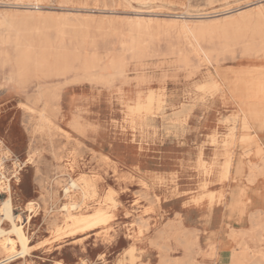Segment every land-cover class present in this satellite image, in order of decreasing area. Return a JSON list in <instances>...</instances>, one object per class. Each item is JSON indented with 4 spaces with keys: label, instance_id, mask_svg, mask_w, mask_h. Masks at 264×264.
I'll return each mask as SVG.
<instances>
[{
    "label": "rangeland",
    "instance_id": "1",
    "mask_svg": "<svg viewBox=\"0 0 264 264\" xmlns=\"http://www.w3.org/2000/svg\"><path fill=\"white\" fill-rule=\"evenodd\" d=\"M259 8L264 0H0V42L24 36L32 58L60 56L72 67L67 75L49 80L57 96L54 119L51 126L41 127L38 113L28 109L42 107L35 99V83L17 87L7 80L10 66L0 63V79L7 83L0 156L11 179L15 212L34 246L29 256L8 264H94L98 258L105 263L120 253L132 262L124 250L129 240L143 238L179 210L183 198L178 195L189 191L195 204L227 206L231 184L244 185L250 171V157L236 142L229 149L235 164L244 158V175L234 178V165L230 179L221 180L226 159L222 144L239 108L229 94L205 84L214 69L190 47L182 21H220ZM241 58L238 48L217 68L227 74V84L232 73L226 67H237ZM151 94L150 111L131 112L138 102L148 103ZM236 131L242 133L239 126ZM30 150L34 161L22 165ZM69 175L93 179L98 190L80 212L106 207L110 192L118 203L108 227L89 232L79 244L71 241L84 234L55 239L51 231L52 221L63 224L59 194L63 196ZM8 194L0 193V203ZM74 199L80 200L77 192ZM30 200L34 205L26 206ZM138 217L146 219V227H139ZM44 244L48 246L38 248ZM252 245L255 251L239 253L236 264H264L258 252L264 242Z\"/></svg>",
    "mask_w": 264,
    "mask_h": 264
},
{
    "label": "bare ground",
    "instance_id": "2",
    "mask_svg": "<svg viewBox=\"0 0 264 264\" xmlns=\"http://www.w3.org/2000/svg\"><path fill=\"white\" fill-rule=\"evenodd\" d=\"M220 23L221 25H219ZM182 25L186 31L190 47H192L195 53L202 58L209 67H213L214 69L215 75L212 73L208 74V79L207 82L205 80V84L216 91H224L229 94L230 98L234 100L239 108L238 112L234 114L231 119L234 121V126L223 140L222 145L226 148V159L222 161L224 164L222 163L223 167L221 166L222 171L220 174L221 180H229L232 174V168L235 165L233 171L234 178L238 179L244 175V169L247 165L244 158H239L235 164L234 155L229 149L236 142H240L239 144L243 146L245 153L250 157L248 160L250 171L246 175L244 185L231 184L230 200L227 203V208L229 210V217H233L234 215L242 217L249 208H252L250 214L252 228L240 232L232 229V237L234 239L241 238V240L237 242L238 248H240L241 251L234 253V260H236L239 253L246 256V254L255 251L253 246L246 241V237H249L252 242L256 244L264 242V8H259L257 11L240 12V14L236 16L228 15L220 21L206 22L200 20L199 23L191 24L189 21L183 20ZM25 38L24 36H18L14 39L7 38V40L0 42V63L10 66L7 72V80L17 87L24 89L31 83H35L37 89L35 99L38 102H42V107L35 110V108L28 106V109L38 113L37 121L41 127L51 126L54 119L53 101L57 99V96L51 92L49 80L56 76L67 75L72 71V67L68 58L60 56L54 57L52 60L47 57L40 58V54L38 53L39 55H37V57L32 58V49L25 45ZM238 48L242 50V58L239 60V65L237 67H226L225 70L227 73L229 71L232 73L231 82L227 84V74L222 75L217 68L219 66H224L221 61L228 53H235ZM12 51L14 55H12ZM230 76L231 75H229V77ZM147 98L148 103L144 104L138 102L135 106L131 107V112L140 113L143 110L150 111L154 96L151 94ZM238 126L242 131L240 135H238L236 131ZM212 141L214 143L217 142L215 136ZM1 144L2 140L0 138V145ZM33 161L34 150H30L28 158L22 162V165H26L27 163L30 164ZM202 163L204 165L205 161ZM197 165H199L198 162ZM19 166L20 168L22 167L21 164H19ZM210 166H213V164ZM4 169V156H0V173L7 178L5 180L0 176V193L2 191L6 193L9 192L8 197L3 199L0 203V253L3 254L2 258H0V264H8L19 258H26L34 248L25 230L22 216L15 212L17 207L12 197L11 179L5 175ZM71 170L72 169L69 171ZM15 176H17V174H15ZM201 186H203V184ZM62 190L64 194L63 196L59 194V201L61 204L58 208L59 211L62 212L63 224H57L55 221L51 222L53 225L51 231L55 239L77 236L79 234L87 235L100 226L107 225L108 227L110 222L114 219V210L118 207V203L114 198L113 192L108 193L104 199V202L107 203L106 207L99 205L91 212H80L81 207L86 201L98 194L93 179L86 176L74 178L69 175L68 181L63 185ZM76 192L80 195V200L78 201L74 199ZM55 195L57 196V193ZM215 196L214 192L211 191L209 193L208 198L210 203H213ZM31 205H34V200H30L26 203V206ZM136 222L139 224V227H146L148 224L146 219L142 217H138ZM207 222L208 221H206V223ZM17 246L20 247L19 250ZM198 246L197 235L185 243L187 262L184 264H197L194 254L198 253L195 251V248ZM128 252L132 258V264H135L133 260L135 256L133 255L135 253L134 246H132ZM258 252H261L264 256V248L259 249ZM165 262L166 259L162 257L160 264H165ZM58 264L63 263L58 262ZM118 264L124 263L120 262Z\"/></svg>",
    "mask_w": 264,
    "mask_h": 264
},
{
    "label": "crops",
    "instance_id": "3",
    "mask_svg": "<svg viewBox=\"0 0 264 264\" xmlns=\"http://www.w3.org/2000/svg\"><path fill=\"white\" fill-rule=\"evenodd\" d=\"M4 102H7V83L0 79V114L5 109V106L2 105ZM190 195L189 191H187L178 196L183 198L179 210L175 211L171 217L162 221L158 227L153 228V232H146L141 239L129 240L128 246L124 250L128 253L132 246L135 247L136 252L134 255L136 258H139V261H135V264H160L162 257L166 259L165 264H184L187 262L185 243L196 235L199 246L195 248V251L198 253H195L194 257L197 264H236L234 253L238 250L237 242L241 238L234 239L231 231L234 229L240 232L252 228L250 221L252 208H249L242 217L238 215L229 217L227 206L217 203L209 206V210L208 205L204 204V202L201 204L193 203ZM191 212L196 213L194 218L190 217ZM206 221L208 222L206 223ZM149 224H153V220ZM119 231L121 232L122 230L119 229ZM135 232H138V228H135ZM89 236L90 234L75 237L71 243L79 244L80 240L86 241ZM246 241L253 246L250 238L246 237ZM112 243L107 244L106 250H108ZM46 246L48 244L38 246V248ZM174 251H179V254L172 256ZM124 257L128 262L129 256L120 253L117 258H107L105 263L101 259H97L93 263L118 264ZM242 259L244 263L245 258ZM127 262L125 264H132L131 261ZM251 262L247 263L250 264ZM258 262L260 261L255 260L253 263L256 264Z\"/></svg>",
    "mask_w": 264,
    "mask_h": 264
},
{
    "label": "built area",
    "instance_id": "4",
    "mask_svg": "<svg viewBox=\"0 0 264 264\" xmlns=\"http://www.w3.org/2000/svg\"><path fill=\"white\" fill-rule=\"evenodd\" d=\"M4 163H5V161H4ZM6 175V174H5ZM0 176L3 178V179H7L6 177H4L1 173H0Z\"/></svg>",
    "mask_w": 264,
    "mask_h": 264
}]
</instances>
